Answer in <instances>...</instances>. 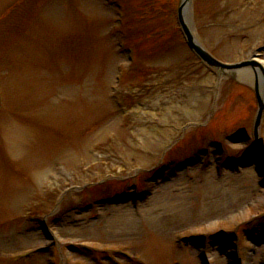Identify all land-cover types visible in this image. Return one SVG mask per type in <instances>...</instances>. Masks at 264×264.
<instances>
[{"label": "rangeland", "instance_id": "rangeland-1", "mask_svg": "<svg viewBox=\"0 0 264 264\" xmlns=\"http://www.w3.org/2000/svg\"><path fill=\"white\" fill-rule=\"evenodd\" d=\"M119 1L0 0V264H264L253 70L203 64L181 0ZM190 10L212 55L264 66V0Z\"/></svg>", "mask_w": 264, "mask_h": 264}, {"label": "water", "instance_id": "water-1", "mask_svg": "<svg viewBox=\"0 0 264 264\" xmlns=\"http://www.w3.org/2000/svg\"><path fill=\"white\" fill-rule=\"evenodd\" d=\"M189 1L190 0H181L180 6L178 9V21H179V25L181 27V30L185 35L187 44L203 61H205L209 65H215V66H218L220 68H226V69H236V68H239L241 66L253 63V62H242V63H238V64H233V65L222 64V63L216 61L215 59H213L199 44H197V42L195 41V39L192 35V32L190 31L188 25L185 23V17H184V13H186L185 6ZM256 94H257V98H258L259 106H260V111H261V108L263 107V104H262L263 102L259 96L258 88H256ZM258 122H259V116H258L256 125L258 124ZM256 141H257V144L259 145L257 137H256Z\"/></svg>", "mask_w": 264, "mask_h": 264}, {"label": "bare ground", "instance_id": "bare-ground-1", "mask_svg": "<svg viewBox=\"0 0 264 264\" xmlns=\"http://www.w3.org/2000/svg\"><path fill=\"white\" fill-rule=\"evenodd\" d=\"M188 12H186V13H184V17H185V23L187 22V20H188ZM240 75H242V73L240 74ZM243 76V75H242ZM247 78H249V77H247ZM258 79L260 80V75L258 74ZM261 81V80H260ZM262 91V90H261ZM217 209H218V206H217ZM229 248H231V247H229ZM229 250V249H228Z\"/></svg>", "mask_w": 264, "mask_h": 264}]
</instances>
